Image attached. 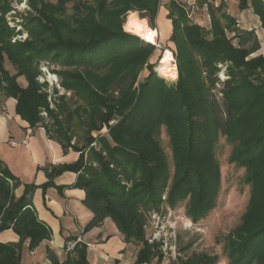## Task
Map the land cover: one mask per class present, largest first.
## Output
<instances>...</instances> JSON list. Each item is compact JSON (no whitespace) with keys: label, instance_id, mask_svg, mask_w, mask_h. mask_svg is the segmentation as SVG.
<instances>
[{"label":"trees","instance_id":"16d2710c","mask_svg":"<svg viewBox=\"0 0 264 264\" xmlns=\"http://www.w3.org/2000/svg\"><path fill=\"white\" fill-rule=\"evenodd\" d=\"M199 1L208 7L210 27L192 22L181 1L169 0L167 5L179 68L177 82L169 84L148 63L155 45L144 46L139 37L129 36L121 21L127 12L139 9L151 13L156 29L160 0H101L98 9H90L88 24L78 22L81 40L64 35L61 30L69 24L56 11L69 5L88 9V0H57L54 14L39 11L40 17L26 18L31 37L18 44L12 43L14 33L4 18L10 5L0 0V91L16 99L17 114L36 127L43 124L41 108L48 109L37 81L41 60L77 68L66 73L64 83L91 105L90 131L117 123L109 126V136L101 138V151L91 147L92 136L81 148L71 145V137L67 143L61 141L64 149L80 151V159L53 168L49 176L78 173L73 187L86 191L84 207L94 214L85 232L111 218L127 242L143 244L136 264L155 257L145 241L147 213L164 204L176 208L186 202L187 216L198 223L216 208L222 179L216 145L220 136L225 137L233 147L230 163L246 170L245 182L252 187L247 212L229 239L227 264H264V55L251 57L261 50L256 32L242 29L225 2L216 6L211 0ZM239 7L252 8L264 30V0H251V5L239 0ZM99 17L109 18L110 26L101 25ZM6 57L15 74L6 69ZM146 63L151 75L136 94L134 86ZM220 66H227L224 81ZM23 76L26 88L18 82ZM113 87L119 90V99L106 97ZM50 114L54 117L55 112ZM163 127L171 141L173 175L159 140ZM63 131L60 124L59 132ZM7 178L15 181L13 187ZM19 184L0 162V232L12 229L20 237L17 245L0 243V264H22L24 242L29 240L34 251L51 238L32 207L36 187L27 185L23 196L16 197L14 188ZM73 249L63 262L52 249H47L48 258L52 264H90L87 244L78 243ZM184 264H218V257L196 254Z\"/></svg>","mask_w":264,"mask_h":264},{"label":"rangeland","instance_id":"374dc122","mask_svg":"<svg viewBox=\"0 0 264 264\" xmlns=\"http://www.w3.org/2000/svg\"><path fill=\"white\" fill-rule=\"evenodd\" d=\"M7 1L10 5V10L4 15V18L7 25L13 30L14 34L11 39L13 44L25 43L29 41L31 37L28 28L25 26L26 18L40 17L43 14L39 11L52 12L53 10L54 14L57 4V0ZM100 1L101 0H88V9L77 10L72 5H69L64 10L56 11L57 17L69 24V27L64 26L65 28L61 30L64 35L74 40L80 39L81 33L77 31L80 24L78 22L84 21L83 23L86 22L88 24L91 12L90 9H98ZM107 1L110 2L113 0ZM214 1L216 6L220 5L216 0ZM223 1L226 2V0ZM168 3L169 0H160V7L165 4L167 8ZM182 4L186 5L184 7L190 13L189 18H191L192 22L200 21L205 26L210 27L211 21L206 5H201V2H197V0H194V2H182ZM134 17L140 21H146V24L154 29L150 12L139 9L131 10L121 18L123 22V31L129 34V36H137L126 31V25L129 20ZM108 19L109 18L99 17V22L101 25L108 23L110 26L111 21H108ZM114 22L117 21L114 20L113 23ZM158 33L159 36L156 38L157 46L154 43H149L140 36L137 37H139L144 46L145 43L155 45L156 48L152 51L148 63L154 65V71L161 79L169 84H175L179 78L177 46L172 43L170 39L166 41L164 34H161L160 31H158ZM263 35L264 34L260 32V36L257 37L260 43L262 42L264 44ZM167 51L173 54V60L170 64L175 67L177 71L176 80H172L163 72L158 71L162 62L161 60L167 57ZM256 55L261 54L257 52L251 57ZM148 63L143 67L135 83L134 89L137 92L136 94L139 93L140 85L146 82L151 75L150 69L147 67ZM5 65L6 69H8L11 74L16 73L14 64L11 63L7 57ZM220 67L221 71L219 77L221 81H224L227 79L225 71L227 66ZM75 69L77 68L64 65L59 61H53L50 58L41 60L39 64L40 74L37 77V81L40 85L41 93L47 97L48 109L46 107L41 108L40 116L43 119V124L40 125L46 128L50 136L59 138L65 143H67L68 138L71 137V145L79 148L84 147L87 144L88 137L92 136L94 142L91 144V147L97 151H101V138L109 136V126L115 125L117 121H110L109 125L104 124L100 130L90 131V128L93 126L90 119V114L93 112L91 105H89L86 100L76 95L75 91L69 89L64 83L66 80V73L72 72ZM25 81H27V79L24 76L18 79L19 84L24 88L28 86V82L27 85L24 86ZM105 95L110 99H119L120 96L119 90L114 87L111 89L109 88L108 93ZM50 111L55 112L54 117L51 116ZM94 120L99 123L100 118ZM60 124L61 127L64 128L63 132H59ZM161 134L159 140L168 156L171 174L173 175L174 161L172 147L170 137L167 135L165 127L162 128ZM232 149V145L227 143L226 138L220 136L216 145V156L219 159L221 167V192L217 200L216 208L210 212L205 220L198 223L192 221L186 214V202L180 204L176 208L164 204L159 210H153L146 214V222L144 225L145 241L151 245L155 253V257L152 258L153 260L146 262L147 264H184L186 261H191L196 254H207L212 257H218V264L228 263L227 248L230 236L242 223L252 193L251 185L245 182L246 170L237 167L229 161ZM88 151L89 149L85 151L86 159ZM9 180L11 179L7 178L8 182ZM9 184L13 187L15 182L11 181ZM129 184L130 188L132 183ZM166 199L167 194L163 196V200L166 201ZM72 242L73 241H68L66 244L65 251L67 253H71L74 250L69 249V244ZM142 245L143 244H139L138 246V244H133L132 247L134 251H139Z\"/></svg>","mask_w":264,"mask_h":264},{"label":"crops","instance_id":"0c3cea01","mask_svg":"<svg viewBox=\"0 0 264 264\" xmlns=\"http://www.w3.org/2000/svg\"><path fill=\"white\" fill-rule=\"evenodd\" d=\"M216 1L221 4L223 0ZM248 1L251 5V0ZM225 5L228 13L239 20L242 29H255L257 36H260V32L264 34L260 19L252 8L240 10L239 0H226ZM158 10L156 30L164 34L168 41L173 30L172 21L168 19L169 11L165 4ZM258 53L264 54L262 42ZM26 85L27 81L24 83ZM16 107L17 100L7 98L0 91V162L20 182L14 188V196H23L27 185L36 187L32 194V207L37 218L51 233V238L44 240L34 251L29 249V240L24 242L21 250L22 264H52L47 249H52L63 262L68 254L65 251L67 242L78 237L85 244L92 245L88 247L90 264H135L138 251H134V243L125 240L111 218H106L99 227L85 232L94 214L84 207L86 191L73 187L78 173L65 171L49 176L53 168L78 162L80 151L72 147L64 149L61 140L50 136L43 125L33 127L22 120ZM0 243L17 245L20 237L12 229L6 230L0 232Z\"/></svg>","mask_w":264,"mask_h":264},{"label":"bare ground","instance_id":"6f19581e","mask_svg":"<svg viewBox=\"0 0 264 264\" xmlns=\"http://www.w3.org/2000/svg\"><path fill=\"white\" fill-rule=\"evenodd\" d=\"M126 31L142 37L149 43L157 44L156 38H158L159 33L156 29L150 28L146 24V21H140L136 17H134L130 19L128 24L126 25ZM172 60L173 54L170 51H167V57L161 62L158 71L163 72L167 77L171 78L172 80H176L177 71L175 67L170 64Z\"/></svg>","mask_w":264,"mask_h":264},{"label":"built area","instance_id":"2783aa9c","mask_svg":"<svg viewBox=\"0 0 264 264\" xmlns=\"http://www.w3.org/2000/svg\"><path fill=\"white\" fill-rule=\"evenodd\" d=\"M157 46V44H155ZM12 180H9L11 183ZM78 243H84L81 237H78L75 241L69 244V249H73ZM88 247L92 246L91 244H87ZM147 264V263H143Z\"/></svg>","mask_w":264,"mask_h":264}]
</instances>
